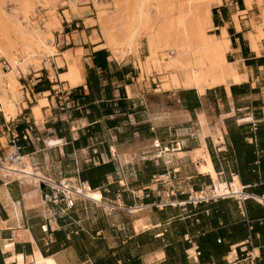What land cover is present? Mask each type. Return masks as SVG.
Masks as SVG:
<instances>
[{
  "label": "crops",
  "instance_id": "0c3cea01",
  "mask_svg": "<svg viewBox=\"0 0 264 264\" xmlns=\"http://www.w3.org/2000/svg\"><path fill=\"white\" fill-rule=\"evenodd\" d=\"M91 18H63L51 66L18 80L11 114L0 100V264H225L246 241L264 264V0L214 3L233 77L201 89ZM214 184L249 197L191 201Z\"/></svg>",
  "mask_w": 264,
  "mask_h": 264
},
{
  "label": "rangeland",
  "instance_id": "374dc122",
  "mask_svg": "<svg viewBox=\"0 0 264 264\" xmlns=\"http://www.w3.org/2000/svg\"><path fill=\"white\" fill-rule=\"evenodd\" d=\"M218 1L0 0V100H8L20 87L18 80L22 76L43 65L51 66V58L57 53L55 32L60 29L63 18L70 19L74 14L92 16L88 22L95 23L105 42L102 30L106 26L113 36L110 46L119 47L122 55L133 53L140 59L142 52L141 60L149 69L153 67L161 73L167 85L170 82L185 85L181 75L188 66H181L179 62L196 57L202 45L197 21H206L209 11L212 16V6ZM134 24L140 27L135 45L129 48V27H135ZM211 29L206 25L208 34ZM150 39L153 52L149 48Z\"/></svg>",
  "mask_w": 264,
  "mask_h": 264
},
{
  "label": "bare ground",
  "instance_id": "6f19581e",
  "mask_svg": "<svg viewBox=\"0 0 264 264\" xmlns=\"http://www.w3.org/2000/svg\"><path fill=\"white\" fill-rule=\"evenodd\" d=\"M140 20H141V17L139 18V21ZM135 25L137 26L140 24H134V26ZM206 25H209L212 27V19H211V12L210 11L208 12V17L206 18V21H204V20L203 21H201V20L197 21V28H198L199 34L201 36V39H202V45L198 49L196 57H192V58L188 59L186 62H184V61L179 62V65H181V66H182V64L188 66V69L184 70L183 76L181 75L182 82L185 85H196L197 87H200V89L204 86L215 85V84H218L222 81H226L228 79V77L232 76V75L230 76V73L232 72V68H233V65L231 66V64L228 63V61L226 59V48L224 45L225 41H223L222 39H219L213 35L211 36L210 34H208L206 32ZM136 26L132 28V25H131L129 27V38L127 39V45L129 48H133V45H135L134 44L135 40L137 39V28L139 29L140 26L137 28H136ZM103 27H105V29H103V30L101 29L102 34L104 35L107 43L109 45H113V36L111 35V33L109 31L106 30V26L103 25ZM43 44H45V43H43ZM137 44L138 43H136V45ZM46 46H47V48H49L48 45H46ZM149 48L153 52L154 47H153V41L151 39L149 40ZM26 53H28L27 50H26ZM27 59L29 60V58H27ZM27 59H26V61H27ZM23 61H21V62H23ZM21 64H20V66H21ZM24 64H25V62H24ZM23 70H24V68H23ZM181 70H182V68H181ZM181 73H182V71H181ZM234 74H235V72H234ZM2 104H3L2 106L4 107L3 109H5L7 115L11 114L12 107H13V104L11 103V101L9 99L8 100L5 99L2 101ZM24 161H25V159H24ZM11 164H10V162L5 163L6 166H10ZM12 165L15 166V168H18V170H17L18 172H16L14 169H11V171L9 170L11 172V174L15 173L20 178H23V179L28 178L30 180L35 177V173H31V171L28 168L26 163H25V165L20 164L16 160V162L13 163ZM216 186H217V190L219 193H224L226 191H230V192H237L238 195H241L239 192L242 191V188H239L235 185H226V186L216 185ZM86 190L90 191L89 188H87ZM257 198L261 199V197H257Z\"/></svg>",
  "mask_w": 264,
  "mask_h": 264
},
{
  "label": "built area",
  "instance_id": "2783aa9c",
  "mask_svg": "<svg viewBox=\"0 0 264 264\" xmlns=\"http://www.w3.org/2000/svg\"><path fill=\"white\" fill-rule=\"evenodd\" d=\"M24 158L25 157L22 155L13 154L9 157V161L12 163L15 160H17L20 164L25 165ZM2 163L3 162H1V164ZM41 180H45L44 177H42ZM239 193L241 195H238L237 192H230V191L219 193L217 190L216 184H214V185L207 186L203 191H201V193L198 196L193 197L191 201L193 203H198L201 201H209V200L219 199V198H236L239 201H243L249 197V195L244 192L243 188H242V191ZM77 194H83V193L78 192ZM256 199L259 200L261 203H264V197H261V199H258L256 197ZM69 203L73 205L74 200L70 199ZM134 208H138V207H136L135 205L133 209ZM189 250H193L195 253L194 255L196 257L200 254L198 246L193 245L192 248H190ZM225 264H261L260 263V253L259 252L257 253L254 247L249 246V241H246L245 243H242L240 245H232Z\"/></svg>",
  "mask_w": 264,
  "mask_h": 264
}]
</instances>
